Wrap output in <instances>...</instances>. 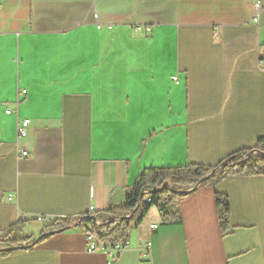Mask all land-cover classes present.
Returning <instances> with one entry per match:
<instances>
[{
	"label": "crops",
	"instance_id": "obj_1",
	"mask_svg": "<svg viewBox=\"0 0 264 264\" xmlns=\"http://www.w3.org/2000/svg\"><path fill=\"white\" fill-rule=\"evenodd\" d=\"M260 140L264 0H0V230L23 218L38 236L92 207L103 224L145 169L216 166ZM181 214L152 207L121 252H90L75 225L0 264H264V174L199 186Z\"/></svg>",
	"mask_w": 264,
	"mask_h": 264
},
{
	"label": "trees",
	"instance_id": "obj_2",
	"mask_svg": "<svg viewBox=\"0 0 264 264\" xmlns=\"http://www.w3.org/2000/svg\"><path fill=\"white\" fill-rule=\"evenodd\" d=\"M257 150L259 153L249 152ZM264 140H260L257 146L250 150H242L235 155L223 160L216 166H205L201 164H188L177 167L148 168L145 169L134 184L127 189L126 204L122 207H112L106 211L107 222L103 224L94 223L92 216L98 215L88 213L86 218L78 224L84 228H90L96 234L101 243L115 245L118 242L129 241L131 230L139 225L152 207H157L162 220L166 224H178L182 222L181 200L190 192L200 179L216 171L208 177L200 186L216 185L230 175H258L264 174ZM246 158L245 161H242ZM167 188L161 189L164 184ZM147 190H157L147 193ZM151 196L148 201L147 197ZM216 206L221 228L227 232L230 228L231 206L227 195L216 193ZM133 214L131 219L125 216ZM85 217V216H84ZM81 219V218H80ZM78 219V220H80ZM72 218L55 220L47 226L45 231H56L68 229L75 226ZM26 220L19 218L11 226L0 230V255L7 256L16 249H33L48 236L38 240L36 245H31L39 236L25 233ZM40 234V235H41Z\"/></svg>",
	"mask_w": 264,
	"mask_h": 264
},
{
	"label": "built area",
	"instance_id": "obj_3",
	"mask_svg": "<svg viewBox=\"0 0 264 264\" xmlns=\"http://www.w3.org/2000/svg\"><path fill=\"white\" fill-rule=\"evenodd\" d=\"M253 9L255 11V14L253 16V21L254 22H258L259 20V14H260V11L262 9V5L260 2L258 1H255L253 3ZM142 27H138V29H141ZM145 30L147 32H150L151 31V27L147 26L145 27ZM22 93H26L25 90H22ZM7 112H11V110H7ZM30 125H31V119L30 118H20L18 120V126H17V132H18V152H19V155L21 157H27L31 154V150H30V147H29V144L27 142V137L29 135V128H30ZM149 191V190H147ZM147 200L150 201L151 200V196H148L147 197ZM94 212V208L92 207L90 212L89 213H93ZM87 216L83 217V218H86ZM39 221H43L45 218L43 216H38L37 218ZM79 220L76 219L75 220V224L78 222ZM158 227V224H151V228L152 229H156ZM85 230V235H86V239H87V242H88V250L90 252H95L97 251L98 249H100V247L102 248H105L104 246V243H101L96 234L92 231V229L90 228H84ZM129 241H126V242H118L116 243L115 245H112V247L114 249H116L118 252H121L123 249H125L128 245ZM151 243L149 242L148 243V249L150 247Z\"/></svg>",
	"mask_w": 264,
	"mask_h": 264
},
{
	"label": "water",
	"instance_id": "obj_4",
	"mask_svg": "<svg viewBox=\"0 0 264 264\" xmlns=\"http://www.w3.org/2000/svg\"><path fill=\"white\" fill-rule=\"evenodd\" d=\"M252 153H259L257 150H254L253 152H249L248 154H247V156H250ZM264 155V154H263ZM246 160V158H244L242 161H245ZM216 171V169L213 171V172H211L209 175H207V176H205V177H203L202 179H200L199 181H198V183L195 185V186H193L191 189H189V190H183V191H179L180 193H187V192H191V191H193L194 189H196L197 187H199L208 177H210L214 172ZM168 187V184L166 183V184H164V186L161 188V189H159V190H162V189H164V188H167ZM155 191H157V190H149V191H146L147 193H152V192H155ZM132 216H133V214H131V215H128V216H125V218H128V219H131L132 218ZM92 218V220L94 221V223H97V217L96 216H92L91 217ZM83 217L75 224V225H78V224H80L82 221H83ZM64 229H58V230H56V231H49V232H45V233H43V234H41V235H39L38 237H37V239L31 244V245H36L37 244V242H38V240H40V239H42L43 237H46V236H50V235H53V234H55V233H58V232H61V231H63Z\"/></svg>",
	"mask_w": 264,
	"mask_h": 264
}]
</instances>
